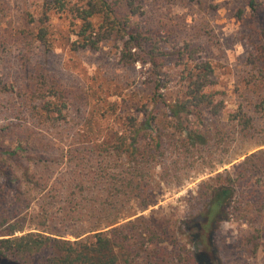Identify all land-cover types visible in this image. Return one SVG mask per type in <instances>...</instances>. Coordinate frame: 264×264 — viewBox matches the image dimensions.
Masks as SVG:
<instances>
[{"label":"rangeland","instance_id":"1","mask_svg":"<svg viewBox=\"0 0 264 264\" xmlns=\"http://www.w3.org/2000/svg\"><path fill=\"white\" fill-rule=\"evenodd\" d=\"M47 1L0 0V128L6 130L0 144H16L30 136L31 145L21 164L42 172L38 177L44 183L60 186L70 177L67 165L71 156L77 152L84 156L95 137L129 131L130 124L143 121L146 114L165 113L189 76L197 73V64L208 62L213 67L209 92L223 102L224 119L216 131L224 140L210 156L205 153L210 149L193 153L194 162L183 166L179 179L170 182L161 167L154 170L151 181L158 184L161 199L142 214L161 211L156 217L177 228L190 218V200L200 184L210 186L218 174L239 172L245 158L255 154L241 171L247 179L239 188L246 194L241 196L244 207L239 217L222 224L219 244L221 264H264L263 215L252 201H264V78L255 68L262 39L249 0H134L137 14L131 15L128 8L123 12L131 15L134 28L147 30L165 53L157 68L143 62L124 64L119 43L106 42L96 50L74 49L78 38L68 7L79 0H60L68 5L66 11L54 5L51 47H45L36 35ZM41 75L49 76L55 88L64 91L67 108L61 126L43 125L38 120L35 108L40 100L34 89ZM157 83L165 98L158 105L151 99ZM237 112L252 118L248 128L232 117ZM254 185L256 193L251 195ZM2 210L11 216L21 210L25 224L31 222L13 196L0 202ZM182 230L186 232L184 227Z\"/></svg>","mask_w":264,"mask_h":264},{"label":"trees","instance_id":"2","mask_svg":"<svg viewBox=\"0 0 264 264\" xmlns=\"http://www.w3.org/2000/svg\"><path fill=\"white\" fill-rule=\"evenodd\" d=\"M53 3L47 1L37 22L36 38L47 48L51 47L54 5L62 11L68 7L60 0ZM134 6V0H79L69 6L78 38L74 49L96 50L106 42L119 43L124 64L160 66L165 53L147 30L134 28L130 18L137 14ZM248 6L261 25L262 44L255 68L264 78V2L249 0ZM127 8L131 15L123 12ZM196 70L182 93L166 105L165 113L146 114L143 121L132 122L129 131L95 137L84 156L79 152L71 156L70 177L60 186L44 183L37 169L21 164L31 145L30 136L16 144H0V202L13 196L31 220L25 224L21 210L14 216L8 210L0 211V264H221L219 231L222 224L239 217L244 207L241 196L246 194L239 188L247 179L241 171L255 154L245 158L239 172L218 174L210 186L200 184L190 200V218L177 223V228L156 217L161 211L142 214L161 199L158 184L151 181L154 170L161 167L172 182L179 179L183 166L194 162L193 153L210 149L205 152L210 156L224 140L216 131L224 119L223 102L209 92L213 67L201 62ZM55 85L49 76L36 78L34 93L40 101L35 109L40 123L58 127L67 104L64 91ZM151 99L157 105L165 102L159 83ZM232 117L246 128L252 124L245 113ZM5 132L0 128V139ZM255 189L251 187V195ZM252 201L264 222V201Z\"/></svg>","mask_w":264,"mask_h":264}]
</instances>
